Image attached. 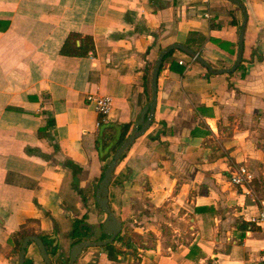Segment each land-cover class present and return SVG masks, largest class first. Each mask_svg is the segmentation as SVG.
Returning a JSON list of instances; mask_svg holds the SVG:
<instances>
[{
  "label": "crops",
  "instance_id": "1",
  "mask_svg": "<svg viewBox=\"0 0 264 264\" xmlns=\"http://www.w3.org/2000/svg\"><path fill=\"white\" fill-rule=\"evenodd\" d=\"M240 1L245 12L229 0H0V264H18L22 232L56 247L53 264L87 237L74 235L77 220L102 239L97 187L122 128L129 137L151 99L160 53L185 44L229 70L244 24L234 73L212 74L180 50L163 64L153 122L109 188L123 232L76 264H261L264 231L252 220L264 209V0ZM71 35L94 51L64 55ZM88 94L113 98L106 119ZM241 166L255 176L251 194L230 182ZM131 232L157 240L145 247ZM25 263L46 264L36 244Z\"/></svg>",
  "mask_w": 264,
  "mask_h": 264
},
{
  "label": "water",
  "instance_id": "2",
  "mask_svg": "<svg viewBox=\"0 0 264 264\" xmlns=\"http://www.w3.org/2000/svg\"><path fill=\"white\" fill-rule=\"evenodd\" d=\"M229 1L238 5L243 10V12H245L244 6L242 5L240 0H229ZM245 19H246V14H245ZM245 27L246 24H244L241 29L240 48H239L237 62L235 66L229 70L214 69L200 55L199 52L194 51L192 48H190L185 44L177 43L171 45L165 48L160 53L151 73V79H150L151 99L147 104V106L142 111L141 117L137 121L136 126L132 131L131 135L127 137L125 140H123L118 147L113 148L112 158L106 165L103 177L97 187V191H96L97 204L101 209V211L107 215V218L101 224L100 229L103 235L107 236V238L104 240L102 239L92 240L91 238H93L96 235L97 229L95 228V226L88 223L80 224L79 226L80 234L82 235L86 234L85 229H88L89 237L88 236L83 237L79 242L74 244V246L70 251V257L67 264H76L78 262L79 257L81 256V254L85 249L91 247H106L108 245L113 244L121 236L123 232V224H124L123 220L112 211L109 205V188L112 183V179L114 177V171L116 167L119 165V163L121 162L125 154L129 151L130 147L136 141V139L141 137L149 129V127L153 122L154 113L157 105V82H158L159 73L162 68L163 59L165 58V56L174 50H180L187 53L194 61L199 62L200 64L205 66L212 74L234 73L242 63ZM31 243L37 245L41 253V256L46 264H53L50 255L54 254L53 252L55 251L56 247L51 246L50 244L47 243L46 240L38 236H27L26 238H24L19 251L18 264H26L25 256Z\"/></svg>",
  "mask_w": 264,
  "mask_h": 264
},
{
  "label": "built area",
  "instance_id": "3",
  "mask_svg": "<svg viewBox=\"0 0 264 264\" xmlns=\"http://www.w3.org/2000/svg\"><path fill=\"white\" fill-rule=\"evenodd\" d=\"M179 63L186 65V63L182 60H180ZM86 103L88 105H93L101 120L106 119L111 114L113 109V98L107 95L88 94L86 97ZM254 180L255 176L253 172H251L246 166L239 167L236 171L231 173L230 177V182L233 185L238 186L241 190H244L248 194L253 193L252 183ZM252 223L257 226H261L264 231V209L258 217L253 218ZM259 262L264 264V252L259 256Z\"/></svg>",
  "mask_w": 264,
  "mask_h": 264
},
{
  "label": "trees",
  "instance_id": "4",
  "mask_svg": "<svg viewBox=\"0 0 264 264\" xmlns=\"http://www.w3.org/2000/svg\"><path fill=\"white\" fill-rule=\"evenodd\" d=\"M78 38V35H71L70 37L67 38L63 48H62V53L64 55H80V56H83V55H88L89 51H94V43H93V40L91 38H88V39H82L83 40V44L82 46L80 47H77L76 45V40ZM87 42H89L87 44ZM175 51H172L170 52L168 55L165 56V58L163 59V63H162V66L163 64L173 56ZM146 81L149 82V79L146 77ZM149 86V85H148ZM150 89V87H149ZM130 129V126L127 125V126H124L122 128V131H123V134L121 136V138L119 139V141L117 142V145H119L125 138H126V135L128 133ZM115 141V137L114 136H111V137H107V138H104L102 140H99L98 141V150L101 151V149H106L110 146H112L113 142ZM256 179L253 181L252 183V187H253V190H254V183H255ZM84 220H77L76 223H75V232H74V235H76L75 233H79V224L81 222H83ZM86 233L89 232L88 229H85ZM26 233L25 232H22L20 234H18L15 239H14V244H15V249L16 250H20V247H21V244H22V241L24 240V238L26 237Z\"/></svg>",
  "mask_w": 264,
  "mask_h": 264
},
{
  "label": "rangeland",
  "instance_id": "5",
  "mask_svg": "<svg viewBox=\"0 0 264 264\" xmlns=\"http://www.w3.org/2000/svg\"><path fill=\"white\" fill-rule=\"evenodd\" d=\"M152 73V72H151ZM150 79H151V74H150ZM149 79V81H150ZM149 87H150V91H151V84L149 82ZM132 231V230H131ZM132 233V232H131ZM130 233H127L125 236H124V241L127 240L128 236H129ZM145 235H138V234H133L132 233V236L133 238L135 239V241L141 245H143L142 243H147V245H145V247H150V246H153V244L155 243V240L156 237L154 235V233L152 232H145L144 233ZM170 236H172V234H170ZM99 238V235L98 236H94L93 238H91L92 240H98Z\"/></svg>",
  "mask_w": 264,
  "mask_h": 264
},
{
  "label": "flooded vegetation",
  "instance_id": "6",
  "mask_svg": "<svg viewBox=\"0 0 264 264\" xmlns=\"http://www.w3.org/2000/svg\"><path fill=\"white\" fill-rule=\"evenodd\" d=\"M85 235H87V236H88V234H85ZM102 236H103V235H102ZM102 239H105V236H103V237H102Z\"/></svg>",
  "mask_w": 264,
  "mask_h": 264
}]
</instances>
